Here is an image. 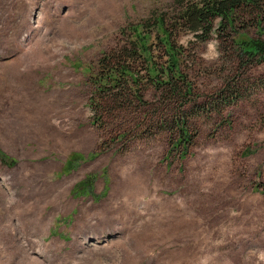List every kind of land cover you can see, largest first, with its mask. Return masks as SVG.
<instances>
[{"label": "rangeland", "instance_id": "1", "mask_svg": "<svg viewBox=\"0 0 264 264\" xmlns=\"http://www.w3.org/2000/svg\"><path fill=\"white\" fill-rule=\"evenodd\" d=\"M159 13L178 5L0 0V264H264V61L242 72L213 33L180 30L183 105L126 57L146 106L102 96L92 121L100 57ZM232 76L236 98L218 106ZM180 117L183 156L168 152Z\"/></svg>", "mask_w": 264, "mask_h": 264}, {"label": "trees", "instance_id": "2", "mask_svg": "<svg viewBox=\"0 0 264 264\" xmlns=\"http://www.w3.org/2000/svg\"><path fill=\"white\" fill-rule=\"evenodd\" d=\"M174 5H178V14L175 16L166 17L159 13L147 21L126 26L122 32L129 40L128 50L100 57L98 74L89 75V79L92 78V83L96 85L88 100V107L94 111L93 122L99 117L102 107L99 97L102 96L105 106H132V102L146 106L142 97L134 91V86L139 82L133 68L126 63V57L132 63L138 60L143 62L144 76L152 86L157 88L165 85L162 102L167 99L177 102L178 107L183 105V99L191 89L181 75L184 48L172 38L179 35L180 30L189 31L193 41L197 42L208 39L213 33L222 45L227 43L235 52L236 67L242 69V72L251 65L264 61V0H174ZM252 26L253 35L248 31ZM151 34L153 36L150 40ZM153 49L161 53V62L151 59ZM87 69L89 73L90 67ZM232 77L227 80L225 88L220 90L216 100L218 106L236 98L239 88L235 77ZM97 94L98 98L93 97ZM178 115L183 114L178 112ZM180 118L171 123L177 130V136L168 152L179 146L182 151L180 156H183L194 133L187 129L186 121ZM82 189L84 188L80 190Z\"/></svg>", "mask_w": 264, "mask_h": 264}]
</instances>
